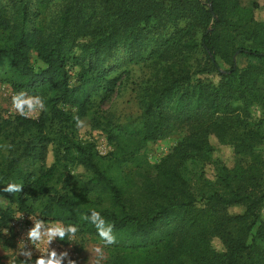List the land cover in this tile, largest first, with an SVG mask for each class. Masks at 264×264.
<instances>
[{"label": "trees", "instance_id": "trees-1", "mask_svg": "<svg viewBox=\"0 0 264 264\" xmlns=\"http://www.w3.org/2000/svg\"><path fill=\"white\" fill-rule=\"evenodd\" d=\"M52 8V25H34ZM196 51L203 57L192 66ZM6 52L13 90L39 95L46 105L37 118L0 119V183L11 178L23 185L16 196L20 211H32L25 193L46 194L61 158L73 153L67 141L48 164V122L62 112L58 103L76 107L73 120L92 114L95 127L114 124L102 104L130 83L128 70L115 71L146 61L152 73L137 95L140 126L117 127L127 131L112 136L118 144L110 156L80 142L76 161L93 177L72 195L51 197L46 217L79 222L98 235L83 215L100 211L117 237L109 264H264V157L257 151L264 143V20L253 7L241 0H0V54ZM33 53L43 67H34ZM239 56L249 64L240 67ZM255 107L262 109L260 119ZM177 128L186 129L183 140L134 190L99 163L110 158L109 169L120 166L145 142ZM211 135L232 145L235 163L213 161L216 179L198 196L181 168L191 157L212 162ZM234 206L244 209L231 213ZM11 216V209H0V225ZM216 237L221 251L213 246Z\"/></svg>", "mask_w": 264, "mask_h": 264}, {"label": "rangeland", "instance_id": "rangeland-1", "mask_svg": "<svg viewBox=\"0 0 264 264\" xmlns=\"http://www.w3.org/2000/svg\"><path fill=\"white\" fill-rule=\"evenodd\" d=\"M241 3L245 6L254 8L255 18L259 21L264 20V0H241ZM56 12V8L47 10V12L36 19L34 25L39 23L52 25L51 18L53 13ZM41 19V22H40ZM28 24L29 28L34 26ZM246 45H252V42H244ZM203 54L196 51L192 54L191 65L197 66L201 63ZM10 53L6 52L0 54V119L13 117L18 114L12 107L11 96L16 93L11 87L9 78L11 76ZM32 63L35 68L43 67V62L37 58V55L33 53L31 55ZM218 61L223 69L229 68V65L224 63L220 58ZM249 58L247 56L238 57V65L245 67L249 64ZM140 61H130L128 64H123L115 73H119L121 70H128V77L130 80L120 93L116 92L104 103L103 108L110 109L114 115V124H110L102 127H95L96 124L92 121V114L88 117H84L81 120L84 121V126L78 128L73 120V114L76 111V107L70 103L59 102L58 106L62 112L51 115V119L48 122L49 128L47 130L53 143L50 146L48 154V164H52L60 153L63 152L67 141H69L71 152L67 158L62 159L58 163V172L54 180L52 181L51 189L38 198H34L32 194L25 193L28 196L27 205L31 206L32 211H20L16 196L20 193L13 194L4 192L8 182L18 181L11 179L4 180L0 183V209H11L12 216L9 223H2L0 225V264H23V260L26 259L22 254L18 252V242L24 239L26 247L30 248L33 252L32 259L35 260L39 255L38 249L27 242L26 233L27 230L33 226V222L30 216H37L38 219L45 220L46 223H61L63 225H76L79 231L76 234L75 242H68L54 240L50 245V248H55L57 252L67 250L69 256L76 261V264H109L113 256L117 253L116 247L112 245H105L98 235L89 233L85 227L79 222L54 220L51 216L46 217V207L51 200V197L58 194L69 192L70 195L74 194V189L81 184L88 181L93 177V172L84 167L83 164L77 163L75 151L80 142H91L94 144L95 149L103 156H110V152H115L118 139H114L112 136L123 134L127 130H118L117 127H122L126 124L132 126H140L141 108L138 102V91L142 82L150 78L152 73L151 65L145 64ZM211 79L210 75L206 76ZM135 88V89H134ZM30 95V94H29ZM237 104V103H236ZM75 110V111H74ZM262 109L255 107L253 109V116L257 119L262 117ZM41 111H39L34 117H39ZM64 113L71 114L65 117ZM92 113V112H91ZM262 115V116H261ZM186 129L177 128L169 135L157 140L147 141L140 147V152L134 159H131L120 166L113 165L112 169H109L110 158L100 160L99 163L103 164L102 167L106 168L109 173L116 176L118 182L127 187L130 190H134L138 184L144 180L146 176H155L157 174L156 164L160 162L162 158L171 153L174 147L183 140L186 134ZM239 130V129H238ZM236 131V128L234 129ZM113 139V140H112ZM210 142L214 148L212 162L197 156L187 159L181 168L182 175L189 181L191 187L196 195L200 196L203 191H208L211 186V181L216 179V166L213 161H220L228 166H233L235 163V156L233 147L231 144L221 143L215 135L210 136ZM141 144V143H140ZM75 151V152H74ZM257 151L264 157V143L257 147ZM246 159V158H245ZM244 159V160H245ZM35 165L30 164V168ZM202 174V175H201ZM210 181V182H209ZM96 198L95 194H91V198ZM244 209L243 206H234L230 209L231 213H239ZM23 214L21 219H17L16 216ZM261 216L264 218V206L261 209ZM7 231V233H5ZM213 246L221 251L223 250L222 242L219 238H214ZM44 247L45 245H38ZM95 247L102 248V255L92 254L89 250ZM64 264H67L65 260Z\"/></svg>", "mask_w": 264, "mask_h": 264}, {"label": "clouds", "instance_id": "clouds-1", "mask_svg": "<svg viewBox=\"0 0 264 264\" xmlns=\"http://www.w3.org/2000/svg\"><path fill=\"white\" fill-rule=\"evenodd\" d=\"M12 107L16 113L21 116L29 117L34 116L39 111L46 110L44 99L39 95H29L25 91H19L11 96ZM75 111V110H74ZM74 120L78 128L84 126V121L75 116ZM11 147V145H7ZM22 184L15 182H8L4 187V192L13 194L20 193L22 191ZM23 214L16 216L17 219H21ZM33 222V226L27 230L26 238L27 242L34 246L39 251V255L35 260L32 259L33 252L30 248L26 247V242L21 239L18 242V252L26 257L23 260V264H64L65 260L67 264H76V261L69 256L67 250L57 252L55 248H50V245L54 240L75 242L76 234L79 231L76 225H63L61 223H46L43 219H38L37 216H30ZM83 219L90 222L96 229L98 236L104 242L105 245H112L117 242V237L114 233V224L109 222L100 211L95 208L90 209L88 214L83 215ZM7 233V231H5ZM45 245L39 247L38 245ZM91 255H102V248L95 247L89 250ZM99 264V261H97Z\"/></svg>", "mask_w": 264, "mask_h": 264}]
</instances>
